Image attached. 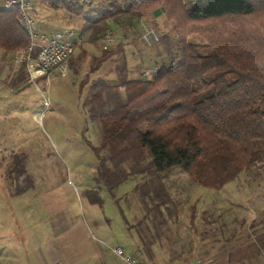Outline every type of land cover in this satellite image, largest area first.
I'll list each match as a JSON object with an SVG mask.
<instances>
[{"label": "rangeland", "instance_id": "obj_1", "mask_svg": "<svg viewBox=\"0 0 264 264\" xmlns=\"http://www.w3.org/2000/svg\"><path fill=\"white\" fill-rule=\"evenodd\" d=\"M31 14L39 32L74 28L81 43L65 74L56 70L36 79L41 89L29 79L12 85L11 70L0 74V264H125L116 247L155 264H182L195 255L243 257L236 248L256 242L264 230V162L220 191L202 187L180 168L129 174L113 189L99 177L94 146L101 144L103 129L90 112V98L100 88L93 81L117 84L124 57L129 78L144 79L176 60V49L170 53L160 41L170 28L164 18L143 19L139 29L126 23L93 42L84 13L36 0ZM121 43L122 50L91 72L96 55ZM13 56L0 51V67L12 68ZM43 91L50 107L39 120L34 112ZM13 153L26 156L28 179L16 180L3 168V157L11 163ZM131 164H121V174ZM162 189L171 199L167 205H159ZM253 221L260 223L256 229ZM261 257L264 263V255L255 260Z\"/></svg>", "mask_w": 264, "mask_h": 264}, {"label": "trees", "instance_id": "obj_2", "mask_svg": "<svg viewBox=\"0 0 264 264\" xmlns=\"http://www.w3.org/2000/svg\"><path fill=\"white\" fill-rule=\"evenodd\" d=\"M49 3L84 13L93 42L126 23L139 29L143 19L163 17L170 26L160 41L168 52L176 49L178 58L157 66L150 79L129 78L124 57L117 66V84L101 78L93 81V88H100L90 98V112L103 129L101 144L94 150L101 165L99 177L110 189L129 174L155 175L180 168L202 187L220 191L264 162V0H194L192 5L188 0ZM29 44L19 7L0 9V51L15 55ZM118 46L96 55L91 72L123 49L122 43ZM72 61L73 55L68 63ZM28 79L26 70L11 77L15 86ZM23 153H17L8 168L16 180L29 178ZM128 160L131 170L121 174L120 165ZM110 173H117L118 179L111 180ZM161 193L159 205H167L169 193L163 189ZM259 224L253 221L251 227ZM257 239L238 248L244 254L242 261L251 263L264 255L263 229ZM136 259L155 264L143 256Z\"/></svg>", "mask_w": 264, "mask_h": 264}, {"label": "built area", "instance_id": "obj_3", "mask_svg": "<svg viewBox=\"0 0 264 264\" xmlns=\"http://www.w3.org/2000/svg\"><path fill=\"white\" fill-rule=\"evenodd\" d=\"M72 1L90 4L93 0ZM15 7L20 9L21 19L30 37V44L15 53L12 60L13 69L15 71L26 70L29 72V82L36 84L37 78L47 76L56 70L65 74L68 70L69 58L81 43L78 31L74 28H66L51 33L39 32L36 29L37 22L31 14L32 0L0 1V9L12 10ZM37 86L39 87L38 84ZM39 89L41 88L39 87ZM38 105L34 113L36 118L40 120L50 107V100L45 93L43 94V101H40ZM114 252L120 256L125 264H141L133 254L126 253L123 247L114 248ZM196 264H202V262L198 261Z\"/></svg>", "mask_w": 264, "mask_h": 264}, {"label": "crops", "instance_id": "obj_4", "mask_svg": "<svg viewBox=\"0 0 264 264\" xmlns=\"http://www.w3.org/2000/svg\"><path fill=\"white\" fill-rule=\"evenodd\" d=\"M15 72V70L12 68L9 69V67L2 66L0 67V74H5L6 71ZM238 250V248H236ZM197 251H204L202 249H196ZM209 250V249H208ZM233 250V249H231ZM229 252V250H227ZM206 253V251H204ZM225 259H214L213 257H210L207 255V257H199L198 255H195V257L192 258H187L185 260L179 261L182 264H196L198 261H201L202 264H263L262 260L263 258L261 257L260 260L256 261L255 259L253 260L252 263L244 262L241 260L240 257L237 259H233L232 254H228L227 256L224 257ZM212 259V260H211ZM259 259V258H258Z\"/></svg>", "mask_w": 264, "mask_h": 264}, {"label": "flooded vegetation", "instance_id": "obj_5", "mask_svg": "<svg viewBox=\"0 0 264 264\" xmlns=\"http://www.w3.org/2000/svg\"><path fill=\"white\" fill-rule=\"evenodd\" d=\"M17 153H13L12 155V159H11V163L13 162V160H14V157H15V155H16ZM5 157V156H4ZM3 157V159H2V161H3V168L5 169V170H7L8 168H9V166H10V163H7V162H5V158ZM8 164V165H7ZM2 168V169H3Z\"/></svg>", "mask_w": 264, "mask_h": 264}]
</instances>
